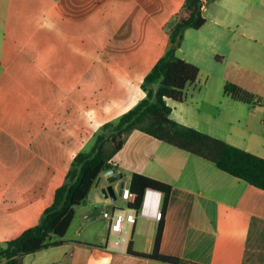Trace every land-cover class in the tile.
Segmentation results:
<instances>
[{
    "label": "crops",
    "instance_id": "0c3cea01",
    "mask_svg": "<svg viewBox=\"0 0 264 264\" xmlns=\"http://www.w3.org/2000/svg\"><path fill=\"white\" fill-rule=\"evenodd\" d=\"M103 1L0 0V108L19 95L11 85L47 83L49 69L59 67L60 61L66 62L65 54L60 55L49 45L52 35L66 37L67 25L76 30L78 25H84L92 37L96 36L100 21L106 19L98 6L114 9L115 5L114 0ZM250 1L223 0L210 14L207 11L212 2L204 5L206 24L198 31L206 30L209 23L215 27L208 35H200L191 59L180 57L199 68L198 80L186 88L182 102L167 103L173 110V121L264 159V67L243 63L249 55L259 52L244 39H253L247 31L264 36V0H259V7L246 15L250 23L240 27V6ZM183 3L184 0H171L172 9L177 13ZM78 4L85 9L83 15L78 14ZM123 8V18L118 20L124 27L129 8ZM112 19L108 17L107 22ZM71 33L74 42L70 51L78 60L77 34ZM224 38L228 39L229 53L220 50ZM108 58L115 61L112 52ZM227 85L246 92L252 104L232 99L225 92ZM12 154L16 161L19 156L26 157L31 165L40 160L28 143H18ZM112 162L118 167L116 173L129 177L127 184L132 174L138 173L172 187L160 247L163 255L193 264H264V190L138 130L128 137ZM6 163L7 159L0 157V183L3 174L16 172L13 167H4ZM60 186L54 191L53 201ZM19 192L0 189V248L37 225L53 203L37 197L35 191ZM106 199L100 191L89 194L76 208L64 243L23 256V264H166L127 252L132 242L135 252L151 254L159 222L139 216L134 225L126 226L124 236L128 242H123V236L110 233L108 220L97 213V208H125L127 202L124 206L113 205ZM112 199L117 201L116 195Z\"/></svg>",
    "mask_w": 264,
    "mask_h": 264
},
{
    "label": "rangeland",
    "instance_id": "374dc122",
    "mask_svg": "<svg viewBox=\"0 0 264 264\" xmlns=\"http://www.w3.org/2000/svg\"><path fill=\"white\" fill-rule=\"evenodd\" d=\"M222 1L210 2L207 14ZM114 2V9L98 6L106 19L100 21L96 36L92 37L84 25H78V30L67 25L68 36L52 35L49 38V45L60 55L65 54L66 62L60 61L59 67L49 69L50 77H45L47 83L11 85L12 91L19 95L0 108V143L4 144L0 147V157L8 161L4 167H13L16 172L2 175L0 189H15L19 193L35 191L37 197H45L50 204L55 189L66 182L74 158L93 149L104 124L115 122L145 98V76L169 47L168 37L162 29L176 9H172L171 0ZM259 4V0H251L240 6V27L250 23L245 17ZM124 5L129 8V13L124 15L128 20L125 21L127 26L123 27L118 18H123ZM84 12L83 6L78 4V14ZM108 17L114 19L107 22ZM214 27L209 23L203 32L186 29L180 47L182 52L177 51V56L186 55L191 59L200 35H208ZM69 30L77 34L78 60L74 59L75 52L70 51L74 41ZM247 34L253 38L251 41L241 37L240 40L244 39L259 54L249 55L243 63L264 67V36L249 31ZM220 42V50L229 53L228 39ZM110 52L114 62L108 58ZM201 64L207 67L206 63ZM18 143L31 144L42 162L38 160L31 165L24 156H19L16 161V156H11ZM100 178L101 185L97 181L90 196L100 191L105 197L103 188L109 184L104 173ZM128 182L126 175L112 183L117 201L112 197L106 200L113 205H126L121 190Z\"/></svg>",
    "mask_w": 264,
    "mask_h": 264
},
{
    "label": "trees",
    "instance_id": "16d2710c",
    "mask_svg": "<svg viewBox=\"0 0 264 264\" xmlns=\"http://www.w3.org/2000/svg\"><path fill=\"white\" fill-rule=\"evenodd\" d=\"M214 0H185L180 10L163 27L169 47L144 79L146 94L134 108L102 127L89 153L78 154L66 176V182L55 192L52 205L42 214L39 224L24 231L18 238L0 248V263L23 264L22 257L64 243L76 215V208L85 202L101 174L118 171L114 156L136 130L160 142L212 163L219 170L264 190V159L234 147L171 119L172 108L167 101L182 102L185 90L198 80L200 70L177 56L186 29L199 30L206 24L204 5ZM226 94L238 102L252 104V98L235 85L225 87ZM147 189L163 194V219L157 227L151 254L137 253L129 242L130 255L166 264H193L163 255L160 251L172 187L145 175L134 173L130 191L135 195L131 205L139 209Z\"/></svg>",
    "mask_w": 264,
    "mask_h": 264
},
{
    "label": "built area",
    "instance_id": "2783aa9c",
    "mask_svg": "<svg viewBox=\"0 0 264 264\" xmlns=\"http://www.w3.org/2000/svg\"><path fill=\"white\" fill-rule=\"evenodd\" d=\"M122 199L127 202L125 208H114L111 206H101L97 208V213L109 222L110 233L123 236V242H128L124 236L126 226L134 225L139 216L151 217L157 222L163 219L162 201L163 194L153 189H147L144 195L143 203L139 209L131 205L135 201V195L130 191V183L123 185Z\"/></svg>",
    "mask_w": 264,
    "mask_h": 264
},
{
    "label": "water",
    "instance_id": "95a60500",
    "mask_svg": "<svg viewBox=\"0 0 264 264\" xmlns=\"http://www.w3.org/2000/svg\"><path fill=\"white\" fill-rule=\"evenodd\" d=\"M105 176L107 177V182H108L109 186L103 190L104 196L106 198H109V197L113 198L115 196V191H114V187H113L112 183H114L117 180L122 179L123 175L121 173H119V174L116 173L115 170H112V171L106 172Z\"/></svg>",
    "mask_w": 264,
    "mask_h": 264
}]
</instances>
